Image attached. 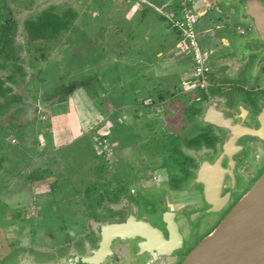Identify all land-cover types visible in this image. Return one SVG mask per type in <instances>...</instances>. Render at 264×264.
<instances>
[{
	"label": "rangeland",
	"instance_id": "rangeland-1",
	"mask_svg": "<svg viewBox=\"0 0 264 264\" xmlns=\"http://www.w3.org/2000/svg\"><path fill=\"white\" fill-rule=\"evenodd\" d=\"M6 1L17 25L15 47L27 42V18L51 6L78 14L74 28L51 43L45 60L35 45L17 52L27 73L24 83L12 85L20 101L0 115V264H18L25 255L37 257L39 250L79 239V229L100 204V190L177 164L173 134L198 133L200 127L189 125L187 107L202 91L191 86L192 60L179 55L178 34L158 12L179 15L174 0H35L30 10ZM191 8L196 14L206 11L195 28L213 83L264 87V72L255 81L248 62L238 73L235 63H228L235 62L232 43L237 55V41L248 36L240 34L248 28L237 8H226L222 0H194ZM219 55L224 65L217 70ZM169 91L172 99L158 101ZM56 92L65 98L53 97ZM144 99L154 108L151 114ZM164 173L158 172L156 181ZM153 195L147 191L133 201L145 207Z\"/></svg>",
	"mask_w": 264,
	"mask_h": 264
},
{
	"label": "flooded vegetation",
	"instance_id": "flooded-vegetation-1",
	"mask_svg": "<svg viewBox=\"0 0 264 264\" xmlns=\"http://www.w3.org/2000/svg\"><path fill=\"white\" fill-rule=\"evenodd\" d=\"M260 12L263 13L264 8ZM257 22L261 34L253 38L255 46L244 47L238 60L242 68L247 61L253 74L258 65L259 75L255 81L264 72V51H260L264 49V26L261 21ZM251 34L253 29L249 28L248 36ZM232 46L235 53L236 47L233 43ZM21 47L24 49L16 54L29 49L25 45ZM30 58L37 60L34 55ZM3 64L0 51V70L8 71V74L0 75V80L12 83L7 80L10 68ZM24 82L21 79L16 81L17 85ZM258 84L211 83L204 97L198 96L194 100L190 97L186 106L189 125L196 124L200 130L196 135L186 137L183 129L187 126H184L180 130L181 137L174 135L177 132L173 134L181 158L178 161L180 168L174 174L164 167L158 171L166 172L159 181H156L158 172L149 180L137 176V188L132 189L130 195L123 194L118 201L105 200L95 209L93 216L87 217L88 224L79 229V239L64 241L61 247H54L50 252L39 250L37 257L25 255L18 264H182L264 175V87H257ZM191 104L192 109L189 108ZM209 105L247 126L246 132L239 133V137L233 140L224 162L231 174L216 187L210 186V180L206 183L199 181V171L204 163L216 162L229 134L203 122ZM196 109L200 111L195 112ZM4 114L0 109V115ZM185 115L184 109L182 118ZM154 180V187L142 189L143 182ZM147 191L154 192L147 206L141 207L133 201L144 197ZM131 217L136 221L134 232L130 230L124 237L114 235L111 244L102 250L104 236L101 227L126 224L132 221ZM91 221L95 224H90ZM139 223L146 225V229L138 226Z\"/></svg>",
	"mask_w": 264,
	"mask_h": 264
},
{
	"label": "water",
	"instance_id": "water-1",
	"mask_svg": "<svg viewBox=\"0 0 264 264\" xmlns=\"http://www.w3.org/2000/svg\"><path fill=\"white\" fill-rule=\"evenodd\" d=\"M222 1L226 8H237L236 13L240 22L248 28L246 32H249V28L253 29V34L237 41L239 53L236 60L238 61L243 54L244 47L255 46L252 40L261 34V28L257 21H261L264 26V12L257 14L255 9L258 4L264 8V0ZM244 33L245 31L240 32V34ZM260 51H264V49L262 48ZM256 67L255 77L259 75L258 65ZM206 110L207 114L203 122L214 125L220 131L229 134V138L224 140L222 153L216 162L214 164L204 163L199 171V181L206 183L207 180H210V186L216 187L223 178L231 174V169L229 166H225L224 162L228 159L233 140L239 137V133L246 132L247 126L230 115L217 111L214 106L209 105ZM130 220L132 221L126 224L101 227V233L104 236L102 250L111 244L114 235L124 237L123 235L130 230L134 232L137 228L136 221L133 217ZM139 225L146 229V225L142 223ZM182 264H264V175Z\"/></svg>",
	"mask_w": 264,
	"mask_h": 264
},
{
	"label": "trees",
	"instance_id": "trees-1",
	"mask_svg": "<svg viewBox=\"0 0 264 264\" xmlns=\"http://www.w3.org/2000/svg\"><path fill=\"white\" fill-rule=\"evenodd\" d=\"M16 4L20 3L21 6L26 9L30 10L34 7L35 0H13ZM162 16V15H161ZM15 15L12 12V10L9 8V5L7 4L6 0H0V51H1V58L4 61L3 66H9L10 68V75L7 76V80H9L12 83H2L0 80V109L3 110V112L8 113L13 108L14 105L20 101V97L16 94H14L13 86L17 85L16 81L18 79L25 80V77L27 75L25 68L23 66L24 59L19 57L16 54V51H20L24 49L23 47H15L14 39L16 36V21L14 19ZM78 18V14L75 10L68 9L62 13H59L57 11L56 6H51L48 9H45L40 14H38L35 17H29L27 18L24 23V31L26 32L27 36V42L25 43V46L28 48L32 47L33 45L36 46V50L38 52H41V59L45 60L47 56V50L51 48V43L53 42H60L62 35H65L66 33L70 32L75 25V21ZM164 18V17H162ZM177 32V31H176ZM178 34V32H177ZM179 36V34H178ZM33 58V57H32ZM1 65V67H3ZM2 79V78H0ZM74 85V87L79 86V83ZM11 84V85H10ZM200 90V89H199ZM199 96H205V93L203 90ZM59 93H55L53 97H60L62 96ZM173 94L169 91L166 92L165 95H160L158 98V101L165 102V100L172 99ZM184 95V94H183ZM188 95V94H187ZM65 98V96H62L61 99ZM151 98H153L151 96ZM146 102V99H144V103H141L142 105L146 104L148 107V114H151L154 110L153 106L148 104ZM139 104H136L137 107ZM186 108V107H185ZM152 109V110H151ZM200 109H196L195 112H199ZM139 113L137 109L135 110L134 114L135 117L139 118ZM139 115V116H138ZM148 128L154 127V124L151 122H147L146 125ZM149 147V146H148ZM173 152L174 155L177 156V160L174 162H177V164L173 165L172 167H167L171 174H174L180 167L178 164V161L181 160L176 143L173 144ZM161 156L159 155L157 159H159ZM2 164V161L0 160V165ZM147 169L149 168L146 165ZM165 166H158V168L153 167L151 170L147 171L143 175V178L145 180L151 179L153 175H155L156 171L159 169H163ZM158 169V170H157ZM136 175H132L129 177L130 184H127V182H118L115 188L112 186H109L107 188H104L103 190H100L99 197L95 199L99 200V206L103 204L105 200L110 201H118L120 200V197L123 194L130 195L132 187L131 185L138 181L136 179ZM105 185V184H104ZM96 189V187H95ZM96 193V192H95ZM95 200V204L96 201ZM98 206V207H99ZM96 209V208H95Z\"/></svg>",
	"mask_w": 264,
	"mask_h": 264
},
{
	"label": "built area",
	"instance_id": "built-area-1",
	"mask_svg": "<svg viewBox=\"0 0 264 264\" xmlns=\"http://www.w3.org/2000/svg\"><path fill=\"white\" fill-rule=\"evenodd\" d=\"M174 1L176 8L173 10L178 11L179 15L163 13L162 10L159 12L169 20L171 28L179 34V40L176 45L179 55L189 57L192 60L191 86L207 92V88L213 83L212 68L209 64L208 54L200 48L198 33L195 28L199 18L204 16L206 11L196 14L191 8L194 0Z\"/></svg>",
	"mask_w": 264,
	"mask_h": 264
},
{
	"label": "crops",
	"instance_id": "crops-1",
	"mask_svg": "<svg viewBox=\"0 0 264 264\" xmlns=\"http://www.w3.org/2000/svg\"><path fill=\"white\" fill-rule=\"evenodd\" d=\"M169 7V6H168ZM260 10H262V5L261 4H258L257 6H256V9H255V13H257V14H259V13H261L260 12ZM159 12V11H158ZM160 13V12H159ZM161 14V13H160ZM237 14V13H236ZM162 15V14H161ZM163 17H164V15H163ZM165 18V17H164ZM238 18H239V16H238ZM245 26V25H244ZM174 30V29H173ZM245 31V30H244ZM246 32V31H245ZM179 37V36H178ZM231 43V42H230ZM230 43H229V46H231L230 45ZM233 48V47H232ZM237 52V51H236ZM234 49H233V51H232V54L231 55H233L234 56V58H233V60H235V64L237 63L238 64V61L236 60L237 58V55L234 53ZM161 53H159V55H160ZM236 55V56H235ZM220 57L218 58L219 60L217 61H215V65H213L214 67H216V69L217 70H220V68H222L223 67V65H224V62H223V56L222 55H219ZM215 59H217V58H215ZM214 59V60H215ZM228 63H230L231 65H233V63H234V61L232 62V60L230 61V62H228ZM212 67V66H211ZM234 69V72L235 73H238V72H240V69H241V66L240 65H237V66H235V68H233ZM213 70V69H212ZM234 73V74H235ZM233 74V75H234ZM232 75V76H233ZM213 77H212V81H213ZM218 83H223V82H218Z\"/></svg>",
	"mask_w": 264,
	"mask_h": 264
}]
</instances>
